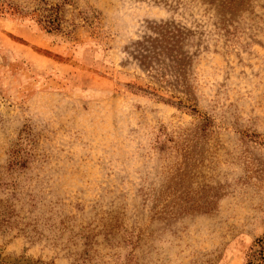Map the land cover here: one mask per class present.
Returning <instances> with one entry per match:
<instances>
[{
  "label": "rangeland",
  "instance_id": "rangeland-1",
  "mask_svg": "<svg viewBox=\"0 0 264 264\" xmlns=\"http://www.w3.org/2000/svg\"><path fill=\"white\" fill-rule=\"evenodd\" d=\"M219 1L0 0V264H264V0Z\"/></svg>",
  "mask_w": 264,
  "mask_h": 264
},
{
  "label": "trees",
  "instance_id": "trees-1",
  "mask_svg": "<svg viewBox=\"0 0 264 264\" xmlns=\"http://www.w3.org/2000/svg\"><path fill=\"white\" fill-rule=\"evenodd\" d=\"M212 1L214 0H207L208 3ZM223 3L225 1H219L217 7H222ZM149 31L152 35H143L141 40L136 41L133 45L132 54H135L137 61L141 65H149L150 62L157 64L156 68H153L154 71L163 69L168 70L173 75L176 74L183 65L184 54L180 51V45L185 39L184 36L187 35V32L181 25L175 24L173 21L153 25L149 27ZM160 56L167 63H164L161 59L159 60ZM176 104L179 105L180 101ZM261 242H264V236Z\"/></svg>",
  "mask_w": 264,
  "mask_h": 264
}]
</instances>
